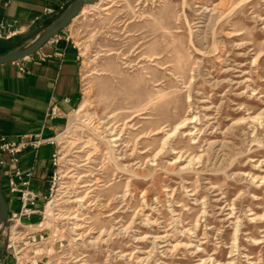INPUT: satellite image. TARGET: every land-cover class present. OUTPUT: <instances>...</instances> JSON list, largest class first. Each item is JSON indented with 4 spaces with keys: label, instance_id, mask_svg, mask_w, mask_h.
<instances>
[{
    "label": "rangeland",
    "instance_id": "1",
    "mask_svg": "<svg viewBox=\"0 0 264 264\" xmlns=\"http://www.w3.org/2000/svg\"><path fill=\"white\" fill-rule=\"evenodd\" d=\"M77 16L67 35L80 53L78 107L89 104L56 132L58 162L48 164L50 177L61 175L45 201L51 264H211L200 262L210 255L224 264L230 254L235 264H264V241L254 246L249 235L264 240L250 219L264 215V181H252L264 175V0H101ZM248 115L257 120L247 124ZM186 116L194 121L163 146ZM110 123L117 146L106 141ZM85 194L108 203L103 214L65 201ZM226 201L245 228L243 254L230 253ZM79 211L92 228L81 239L63 217Z\"/></svg>",
    "mask_w": 264,
    "mask_h": 264
},
{
    "label": "crops",
    "instance_id": "2",
    "mask_svg": "<svg viewBox=\"0 0 264 264\" xmlns=\"http://www.w3.org/2000/svg\"><path fill=\"white\" fill-rule=\"evenodd\" d=\"M73 0H0V53L14 49V41L38 33ZM67 26L38 51L21 60L0 64V132L14 138L22 134L50 136L60 130L80 103V53L67 35ZM23 67V70L20 67ZM53 106L58 114L50 116ZM53 147L21 154L20 167H35L32 187L48 192ZM37 153V154H36ZM8 159V155L5 154ZM0 167V180L7 200L8 175ZM49 174V175H48ZM12 206V202H9Z\"/></svg>",
    "mask_w": 264,
    "mask_h": 264
},
{
    "label": "built area",
    "instance_id": "3",
    "mask_svg": "<svg viewBox=\"0 0 264 264\" xmlns=\"http://www.w3.org/2000/svg\"><path fill=\"white\" fill-rule=\"evenodd\" d=\"M3 26V24L0 26V36ZM20 69L23 70V67ZM57 114L58 108L53 106L49 115L53 117ZM58 136L59 133L50 136L22 134L11 138L0 132V167H6L8 203L12 202V206L9 203L8 225L4 230L5 241L0 264H51L54 251L47 248L49 232L44 224L45 208L48 203L45 201L49 191L40 195L32 187L35 167L23 171L19 164L24 151L33 149L38 152L44 144H48L53 147L51 162L57 165ZM5 154L8 155V159ZM60 177V172L54 170L50 177L49 190H52L56 179ZM33 215H39V218L30 220Z\"/></svg>",
    "mask_w": 264,
    "mask_h": 264
},
{
    "label": "bare ground",
    "instance_id": "4",
    "mask_svg": "<svg viewBox=\"0 0 264 264\" xmlns=\"http://www.w3.org/2000/svg\"><path fill=\"white\" fill-rule=\"evenodd\" d=\"M100 1L101 0H99L98 2H96V3H94V4H91V5H88V6H85L81 11H80V13H79V15L80 14H82V13H84L87 9H89V8H93V7H96L99 3H100ZM228 1H232V0H228ZM218 4H219V2H218ZM105 7V6H104ZM206 8V7H205ZM78 15V16H79ZM219 15H221V14H219ZM77 16V17H78ZM75 19V18H74ZM218 56H220V55H218ZM89 104V101L88 100H86L85 102H83V103H81L80 104V106L78 107V109H77V111L79 112V111H83V110H85L86 109V107H87V105ZM135 115H137V113L135 114ZM134 115V116H135ZM109 118H111V116L109 117ZM194 118H195V116H186V117H184V118H182L180 121H178V123L176 124V126H175V128L173 129V131H167L166 132V137L163 139V146H164V144L168 141V138L174 133V132H176L177 130H179L180 128H182V127H186L187 126V124L189 123V122H191V121H194ZM244 120H246V123L247 124H250V122H254V121H256L257 120V117L256 116H252V115H248L247 117H244ZM104 122H106V120H103V122L102 123H104ZM234 123V122H233ZM253 124V123H252ZM128 125V124H127ZM232 126V125H231ZM255 126V125H254ZM243 127H245V126H243ZM248 127V126H247ZM116 128H118L117 126H114L113 124H111L110 123V125L108 124V125H105V129H107V131H109V133L112 135L111 137H108V138H106V141H107V143H108V145H109V147L111 146V145H114V146H117V145H119L117 142H119L122 138H121V136H120V134L119 133H117L116 132ZM171 129V128H170ZM244 129V128H243ZM189 130H191V129H189ZM191 132V131H190ZM191 134H192V132H191ZM215 141H210L209 142V146L210 147H214L215 145L213 144ZM217 142V141H216ZM215 142V143H216ZM226 143V142H225ZM217 145V144H216ZM224 145V144H223ZM120 148V147H119ZM161 151V150H160ZM109 152L111 153V150H109ZM158 154V152L155 154V156L154 157H156V155ZM202 156V154H200L199 156H198V158L199 157H201ZM121 157V156H120ZM123 157V156H122ZM195 157L196 156H191L189 159H188V161L186 162V164L185 165H187V166H189V165H192V163H193V161H194V159H195ZM179 158H181V154H179L177 157H176V159H175V161L176 160H178ZM154 159V158H153ZM154 163H156V162H154ZM153 164V163H152ZM117 166L121 169V168H127V166H129V165H127V164H123V163H119V164H117ZM91 181V180H90ZM252 181L253 182H259L260 181V183L262 182V181H264V175H262V176H259L258 177V175H252ZM87 185H89V186H92V184H85V185H83V186H87ZM214 189H216V185H214V186H212ZM90 191H92V189L90 188V190L88 191V192H90ZM125 194V193H124ZM218 195H219V193H218ZM88 195L87 194H85L84 196H78V197H75L74 199H72V200H69V198H67V200H65V201H74L75 203H77L78 205H79V208L81 207V209H84V208H86V207H93V206H96V208H98V210H99V212L100 213H102L103 214V212H104V209L108 206V203L107 204H104V203H102V202H96V203H93V202H91L90 200H87L88 199V197H87ZM261 198V197H260ZM260 198H258V199H260ZM263 199V198H262ZM222 199L221 198H217L216 199V201H218V203L221 201ZM64 201V200H63ZM203 204H205V202H202ZM227 206H229V211L227 212V215H228V217H227V220L226 221H230V222H232V224H233V226H234V241L232 242V244H231V246H230V253H233L234 251H237L238 252V254H243V252H241L240 251V245L238 244V242H237V239H238V237H239V233H240V231H243L245 228H243L242 227V224H241V222H240V219H239V216L237 215V214H235L236 212H235V206H234V203H230V202H228V201H226V206H221L220 207V210H224ZM203 212L205 213L206 212V209H204L203 210ZM251 214V220H253V221H257L258 223H259V227L261 228V227H264V215L263 216H261L257 211L255 212H251L250 213ZM64 215V214H63ZM108 215V214H107ZM63 217H66V218H69V219H72V221L70 222L71 224H72V229H73V231L75 232V234L77 235V239H81V238H83V237H85V236H89L91 233H92V228H90V229H87V230H85V227L87 226L86 225V222H88L86 219L88 218V216L87 215H85V214H83L81 211H79V212H77V213H75L74 215H71V214H68V215H64ZM264 230V229H263ZM100 235L101 234H99L98 236H91L92 237V239H91V241H96L97 240V238H99L100 237ZM249 235H250V239H251V241H252V245H259V244H261L264 240H259V239H257V238H255L253 235H251V232H249ZM263 236H264V234H263ZM165 237V235H162V236H154L153 238L155 239V241H156V239H161V238H164ZM154 244L156 245V242H154ZM177 244H179V243H176L175 244V246L177 245ZM181 245V244H180ZM200 247H199V245H197V249L198 250H200L199 249ZM124 255V254H123ZM230 258L229 259H227L226 260V262L224 263V264H235V259H236V257L234 256V255H232V254H230V256H229ZM248 259H250V258H252V255H249L248 257H247ZM145 259H147V258H144V257H140L139 259H138V262H141V261H143V260H145ZM81 260V258H77L76 260H75V264H79L78 262ZM205 261H207V262H211V264H214L215 262H216V264H222L221 263V260L220 259H216L215 257H212L211 255L209 256V258L208 259H206V258H203L200 262L202 263V262H205ZM249 263H254L253 261H251V262H249Z\"/></svg>",
    "mask_w": 264,
    "mask_h": 264
},
{
    "label": "water",
    "instance_id": "5",
    "mask_svg": "<svg viewBox=\"0 0 264 264\" xmlns=\"http://www.w3.org/2000/svg\"><path fill=\"white\" fill-rule=\"evenodd\" d=\"M99 0H73L47 26L39 31L28 43L10 51L0 53V64L15 62L38 51L47 41L65 28L80 11ZM9 203L0 180V233L8 225Z\"/></svg>",
    "mask_w": 264,
    "mask_h": 264
}]
</instances>
